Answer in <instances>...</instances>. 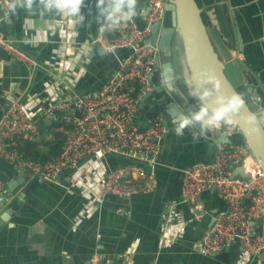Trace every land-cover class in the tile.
<instances>
[{
  "label": "crops",
  "instance_id": "1",
  "mask_svg": "<svg viewBox=\"0 0 264 264\" xmlns=\"http://www.w3.org/2000/svg\"><path fill=\"white\" fill-rule=\"evenodd\" d=\"M216 1L195 0L230 80L249 108L262 116L264 102L259 101L257 92L264 87V0H225L228 21ZM45 2L16 0L15 11L10 10L7 16L0 9V34L39 65L29 69L0 47V116L9 100L20 97L30 117L37 120L38 114L45 112L39 120H46L51 130L57 131L66 123L68 111L54 109L72 95L95 96L129 52L103 55L85 45L106 20L97 5L115 0H83L76 14L45 9ZM133 2L136 15L132 19L143 28L146 0ZM125 31V21L116 27L108 21L106 33L110 38ZM172 52L181 71L178 39ZM173 71L180 90L185 92L182 74L178 75L174 67ZM250 85L259 87L249 93ZM186 97L189 100V95ZM191 108L189 113L198 109ZM160 110L152 101L143 100L137 119L144 124L161 114L169 130L160 143L157 164L153 169L146 168L157 179L153 193L128 200L106 196L100 201L96 186L83 192L79 186L70 185L74 173L70 169L58 176L57 184L22 173L23 183L0 204V214L10 210L9 218L0 226V264H90L94 253L108 261L100 264H126L118 258L121 254L131 256L133 264H244L238 242L215 256H203L194 250L213 218L225 209L214 189L198 197L200 211L184 204L174 215L168 213V206L180 198L181 171L194 164L211 163L219 143L229 138L243 143L241 135L224 137L214 126L201 130L198 123L178 134L175 128L179 119ZM124 163L123 159L108 157L104 165L112 168ZM19 176L8 162L0 160L3 191L16 184ZM246 264H264V255Z\"/></svg>",
  "mask_w": 264,
  "mask_h": 264
},
{
  "label": "built area",
  "instance_id": "2",
  "mask_svg": "<svg viewBox=\"0 0 264 264\" xmlns=\"http://www.w3.org/2000/svg\"><path fill=\"white\" fill-rule=\"evenodd\" d=\"M82 2L79 0V6ZM166 3L165 0H146L143 28L131 18L125 20L126 31L121 36L110 38L106 33V19L98 33L85 43L103 55L116 51L129 52V55L117 65L95 96L72 95L68 102L54 109L68 111L66 123L71 126L58 157L40 163L27 160L19 152V142L37 135L39 117L46 113H39L34 120L28 115L22 99L17 97L9 100L0 116V160L8 162L19 173L52 184H57L58 176L70 169L74 171L70 185L79 186L83 192L96 186V197L100 201L106 196L128 200L135 195L153 193L157 179L154 172L146 168L153 169L157 164L160 143L169 130L161 114L147 119L144 124L137 119L142 98L153 91L149 75L158 49L148 43V38L151 27L162 21ZM9 5H16V0H0L1 10L9 12ZM0 47L23 66L32 70L39 67L1 34ZM51 76L55 79L54 74ZM214 127L224 137L240 134L236 126L217 123ZM108 157L123 159L126 163L105 167ZM83 160L86 162L79 168ZM237 170L245 178L234 176ZM3 188L0 181V193ZM208 189L216 191L225 209L213 218L210 227L195 243L194 250L203 256H215L238 242L244 264L249 259L262 258L264 174L244 143H235L229 138L217 145L211 163H198L183 169L180 198L168 206V213L174 215L184 204L200 211L196 201ZM162 227L164 232L167 223H162ZM118 258L133 264V258L127 254ZM102 261H105L104 256L94 253L90 264Z\"/></svg>",
  "mask_w": 264,
  "mask_h": 264
},
{
  "label": "water",
  "instance_id": "3",
  "mask_svg": "<svg viewBox=\"0 0 264 264\" xmlns=\"http://www.w3.org/2000/svg\"><path fill=\"white\" fill-rule=\"evenodd\" d=\"M165 1L167 3L163 19L151 27L148 38V43L151 46L156 45L158 49L149 75L153 91L147 93L141 102L150 100L161 109V112L176 119L190 114L192 106L198 109L207 107L210 111L216 109L234 93H238L228 80L225 64L215 50L203 22L201 10L195 0ZM215 4H218L225 20L228 21L225 0H217ZM174 38H177L180 44V65L185 92L180 90L172 67L171 52ZM256 87L259 86L250 85L247 91L251 93L253 89H257ZM262 88L257 92L260 102H264V87ZM186 94L189 95V100ZM261 109L262 116L251 110L244 101L237 111L227 113L218 123L238 128L243 143L261 166L264 174V105ZM234 176L245 178L240 170H237ZM24 178L25 175L20 173L16 184L7 186V189L0 193V204L5 203L6 196L17 191ZM9 214L8 209L0 214V226L6 222Z\"/></svg>",
  "mask_w": 264,
  "mask_h": 264
},
{
  "label": "clouds",
  "instance_id": "4",
  "mask_svg": "<svg viewBox=\"0 0 264 264\" xmlns=\"http://www.w3.org/2000/svg\"><path fill=\"white\" fill-rule=\"evenodd\" d=\"M45 9L55 8L59 11H66L68 14H76L79 11V0H46ZM9 10L15 11L16 5H9ZM27 7H31L30 4ZM99 14L110 22L111 27L118 26L122 21L129 20L136 15V9L133 0H115V2L106 5H97ZM9 13L5 12V16ZM244 104L243 97L239 94H233L228 100L216 109L209 110L207 107L199 109L182 116L176 122L175 131L179 134L190 124H199L201 130L215 126L229 112L237 111Z\"/></svg>",
  "mask_w": 264,
  "mask_h": 264
},
{
  "label": "trees",
  "instance_id": "5",
  "mask_svg": "<svg viewBox=\"0 0 264 264\" xmlns=\"http://www.w3.org/2000/svg\"><path fill=\"white\" fill-rule=\"evenodd\" d=\"M50 126L49 122L41 120L37 135L19 142L18 150L24 158L43 163L59 156L71 126L64 122L57 131L51 130Z\"/></svg>",
  "mask_w": 264,
  "mask_h": 264
},
{
  "label": "rangeland",
  "instance_id": "6",
  "mask_svg": "<svg viewBox=\"0 0 264 264\" xmlns=\"http://www.w3.org/2000/svg\"><path fill=\"white\" fill-rule=\"evenodd\" d=\"M177 38H174V40H173V44H174V42H175V40H176ZM171 56H172V66L174 67V70H175V72H177V74L178 75H180L181 74V71H180V69H179V67H178V64H179V60H178V57H177V55H175L174 54V52H171ZM225 73H226V75H227V77H228V80L230 81V83L233 85V87L236 89V91H237V93L239 94V95H241L242 96V94L239 92V90L236 88V86L233 84V82L230 80V77L228 76V71H225ZM246 103V102H245ZM67 124V123H66ZM67 125H69V124H67Z\"/></svg>",
  "mask_w": 264,
  "mask_h": 264
}]
</instances>
